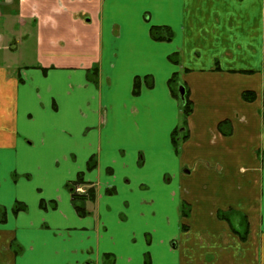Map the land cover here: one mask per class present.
Returning a JSON list of instances; mask_svg holds the SVG:
<instances>
[{
    "label": "crops",
    "instance_id": "1",
    "mask_svg": "<svg viewBox=\"0 0 264 264\" xmlns=\"http://www.w3.org/2000/svg\"><path fill=\"white\" fill-rule=\"evenodd\" d=\"M0 212V264H264V0H0Z\"/></svg>",
    "mask_w": 264,
    "mask_h": 264
},
{
    "label": "trees",
    "instance_id": "2",
    "mask_svg": "<svg viewBox=\"0 0 264 264\" xmlns=\"http://www.w3.org/2000/svg\"><path fill=\"white\" fill-rule=\"evenodd\" d=\"M151 35L155 40H171L173 38L174 32L173 30L168 27V26H153L151 28ZM170 59L173 62H178L179 61V57L177 53H174L170 56ZM177 75L176 73L174 74V76L169 80V83L171 85L173 94L176 97H179V92H178V81H177ZM145 81L147 82V84L149 86L153 85V79L151 77H146ZM141 89V79L139 77H137L135 79L134 82V89L133 92L135 94H138L140 92ZM244 97L246 100H253L255 98V93L254 92H245ZM182 107H183V114L185 116V118H187L193 111V102L189 97L188 91L186 90V94H185V101L182 102ZM179 130L175 129L172 133V138H173V142L175 143L176 146H178V141L179 139L177 138V134H178ZM186 136H184V138H186ZM96 166V161L94 158H92L89 161V168H93ZM78 185H86V183L84 182L82 176L77 180L74 181L71 184V189H72V196H73V202L75 205V208L77 209L78 213L80 215H85L88 212L87 206H86V200L87 199H94L95 198V189L93 186H89L87 188V191L85 194L82 193H78L76 191V187ZM109 192H113V190H109ZM44 206V205H43ZM26 206L22 203H17L15 205V212L25 208ZM188 205L185 203L183 206V214L186 216L188 214V209H187ZM187 209V210H186ZM219 217L226 219L228 218L227 215L225 213H223L222 211L219 212ZM0 220L4 221L5 220V212H0ZM247 234H248V227L246 228L244 235L242 236L243 240H246L247 238ZM111 255H107V257H110Z\"/></svg>",
    "mask_w": 264,
    "mask_h": 264
},
{
    "label": "rangeland",
    "instance_id": "3",
    "mask_svg": "<svg viewBox=\"0 0 264 264\" xmlns=\"http://www.w3.org/2000/svg\"><path fill=\"white\" fill-rule=\"evenodd\" d=\"M178 87H179V86H178ZM178 89H179V88H178ZM204 241L206 242V245H208L207 240L205 239ZM206 245H205V244H202L201 239L198 240V243L195 242V244H194L193 246L196 247L197 252H196L195 254L192 255V256L195 258V261L192 262L193 264H204V263H203V262H204V261H203V255H202L203 252H202L201 250L198 251V248H203V247H205ZM246 249H247V248H246ZM247 259L250 260V257H248ZM181 264H190V262L187 261V260H182ZM207 264H208V263H207ZM217 264H219V263H217ZM242 264H247V263H246V261L244 260V263H242Z\"/></svg>",
    "mask_w": 264,
    "mask_h": 264
},
{
    "label": "water",
    "instance_id": "4",
    "mask_svg": "<svg viewBox=\"0 0 264 264\" xmlns=\"http://www.w3.org/2000/svg\"><path fill=\"white\" fill-rule=\"evenodd\" d=\"M185 93H186V90H185L184 85H179V96L182 101H185Z\"/></svg>",
    "mask_w": 264,
    "mask_h": 264
},
{
    "label": "built area",
    "instance_id": "5",
    "mask_svg": "<svg viewBox=\"0 0 264 264\" xmlns=\"http://www.w3.org/2000/svg\"><path fill=\"white\" fill-rule=\"evenodd\" d=\"M76 191L78 192V193H86V191H87V189L84 187V186H82V185H78L77 187H76Z\"/></svg>",
    "mask_w": 264,
    "mask_h": 264
}]
</instances>
